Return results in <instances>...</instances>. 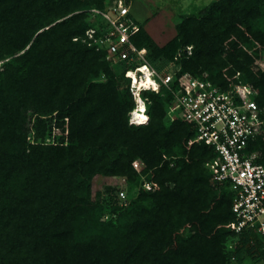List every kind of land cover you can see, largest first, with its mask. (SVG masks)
<instances>
[{"label":"trees","instance_id":"16d2710c","mask_svg":"<svg viewBox=\"0 0 264 264\" xmlns=\"http://www.w3.org/2000/svg\"><path fill=\"white\" fill-rule=\"evenodd\" d=\"M83 8L104 9L103 0H0V60L9 58L0 79V178L11 187L0 189V264H226L231 238L234 264L245 256L264 261V235L232 229L234 193L228 183L215 184L205 166L214 151L191 142L189 123L167 118L178 114L171 95L143 91L148 120L128 124L129 81L122 66L79 42L96 23L88 12L75 13ZM262 13L264 0H214L182 20L164 45L143 25L132 41L162 73H205L223 89L239 73L264 109V68L254 65L264 50ZM96 76L104 80L91 82ZM27 100L54 127L67 125L61 142L27 149ZM37 122L44 133V121ZM43 149L49 159L39 156ZM248 150L261 153L264 165V126ZM135 160L143 163L141 173ZM114 176L139 186L143 177L153 190L140 187L127 204L117 196L89 204L94 178L105 185ZM185 227L191 235L178 239Z\"/></svg>","mask_w":264,"mask_h":264},{"label":"built area","instance_id":"2783aa9c","mask_svg":"<svg viewBox=\"0 0 264 264\" xmlns=\"http://www.w3.org/2000/svg\"><path fill=\"white\" fill-rule=\"evenodd\" d=\"M92 13L103 24L87 30L83 41L102 52L110 66L123 67L134 100L129 122L136 121L137 116H147L148 100L142 96L143 91H167L179 118L196 133L191 142L214 151L216 156L205 163L212 181L228 183L234 193L231 206L234 233L253 231L264 235V165L258 162L256 152L248 150L249 143L262 134L264 126V109L255 101L257 89L239 80V73L235 75L237 82L223 89L205 73L193 76L185 72L176 77L174 73L159 72L148 61L147 50L132 41L141 24L131 14V0H112L106 8L93 9ZM132 166L137 173L144 167L140 160H135ZM141 187L153 190L143 177ZM117 197L121 204L125 203L123 191Z\"/></svg>","mask_w":264,"mask_h":264},{"label":"rangeland","instance_id":"374dc122","mask_svg":"<svg viewBox=\"0 0 264 264\" xmlns=\"http://www.w3.org/2000/svg\"><path fill=\"white\" fill-rule=\"evenodd\" d=\"M111 1L112 0H103L104 8H106ZM212 1L214 0H131V14L141 25L144 26V29L151 37L153 42L158 46H162L166 42H168L172 37L175 36L176 26L180 24L182 20H184L191 14L193 15L200 13L202 9ZM93 9L99 8H83L77 10L75 13L86 14V12H88L90 21L96 22L95 26L92 28H97L101 25H98L99 19L97 17L92 16ZM258 22H260V28L264 29V13H262L261 19L258 20ZM78 38L79 42L81 44H84V36L82 35ZM188 48H190V50H188L187 47L184 50L186 54L190 51L192 52V46L189 45ZM8 60L9 58L0 60V79L2 78V71H4L3 63ZM254 65L258 68H264V50H262L261 52L260 60L256 61V64L254 63ZM91 82L96 84L101 83L99 76L92 78ZM31 105L32 104H30L27 100L25 105L27 107L26 109L22 110V115H24V118L26 120V123L24 124V126H22L26 136L25 141L27 149H30V146L33 145H56L58 142H61L58 138L65 135L67 125H63L62 129L54 127L55 120L53 118L50 122L51 118L49 117V115H37L36 113H34V108ZM89 108L92 111L96 110L98 113L102 114V110L97 108L94 104H90ZM174 117H178V119L180 120L178 114L176 115L173 112H168L167 118L171 120L174 119ZM38 119H42L44 121L43 124L46 125L44 133L42 132L41 123L37 122ZM64 120L66 122V119ZM128 124L130 125V122H128ZM47 136H49L50 141H48L49 139H47ZM63 142L64 145H67L66 140H64ZM38 154L39 156H41L42 159H49L51 157L49 151L46 149H43V151L40 153L38 152ZM256 155L258 156V158L261 157V153L259 152H256ZM52 162L55 163L54 161ZM102 179L103 178L101 177L94 178V185L87 191L89 192V197H86V195L84 194L87 199V202H89V204L93 203V207H95L96 204L102 203L103 201L109 199L110 197L117 196V193L119 191H123L125 193L126 199L124 204L130 202V200L133 201L137 199L139 188L141 186L136 185L135 183H131V181L127 180L126 176H114L110 179V181L107 182L109 184L105 185H102ZM2 181L3 180L0 178V189L5 191L9 190L11 188L9 183H7V181ZM104 218L107 220L106 217ZM225 229H227V225L225 226ZM190 235L191 232L188 230L187 227H185L178 234V239H187ZM236 243V239L231 238L226 242L224 246V252L228 257L226 264H234V258H232V253L236 248ZM174 244L175 242L172 241V245ZM197 261L198 259H191L192 263ZM198 264L202 263L198 262ZM242 264H264V261L250 259L245 256Z\"/></svg>","mask_w":264,"mask_h":264},{"label":"bare ground","instance_id":"6f19581e","mask_svg":"<svg viewBox=\"0 0 264 264\" xmlns=\"http://www.w3.org/2000/svg\"><path fill=\"white\" fill-rule=\"evenodd\" d=\"M134 119H136V121H132L131 122V125L132 124H135V125H142V124H145V120L143 119V116L142 115H140V116H137V117H135Z\"/></svg>","mask_w":264,"mask_h":264},{"label":"snow or ice","instance_id":"6c2138e0","mask_svg":"<svg viewBox=\"0 0 264 264\" xmlns=\"http://www.w3.org/2000/svg\"><path fill=\"white\" fill-rule=\"evenodd\" d=\"M128 75H129V76H132V73H128ZM142 109H143V105H141V110H142ZM143 119H144V120H147L148 117H147V116H143Z\"/></svg>","mask_w":264,"mask_h":264}]
</instances>
